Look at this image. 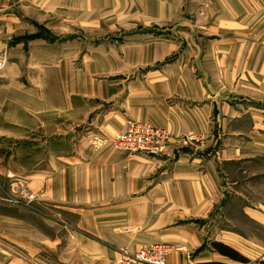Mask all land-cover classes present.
I'll use <instances>...</instances> for the list:
<instances>
[{
    "label": "crops",
    "instance_id": "crops-1",
    "mask_svg": "<svg viewBox=\"0 0 264 264\" xmlns=\"http://www.w3.org/2000/svg\"><path fill=\"white\" fill-rule=\"evenodd\" d=\"M67 5L79 12L66 20L95 19L98 8L96 20L132 21L150 29L135 30L122 45L127 77L101 84L102 90L97 85L83 90L86 109L79 108L78 115L89 125L88 137L75 156L57 157L63 164L59 173L36 176L43 192L33 210L72 228L94 252L104 246L115 261L114 250L134 253L166 244L174 246L168 264H203L209 261L204 253L227 257L211 247L214 242L233 249L235 242L260 243L255 234L223 229L230 225V197L261 195L264 108L232 93L237 62L221 54L237 52L245 23L251 22L254 33L258 26L261 34L254 20H264V0H67ZM87 5L95 7L91 17L80 11ZM179 49L186 56L164 62ZM132 121L173 135L162 155L129 154L101 144ZM230 132L240 136L236 157L227 155L223 140L219 144ZM186 136L195 140L184 145ZM241 149L254 152L242 154ZM6 196L0 181V221L31 229L22 206ZM7 207L16 209L13 216ZM263 209L259 201L243 205L242 212L260 228ZM28 236L15 237L19 251L22 245L26 252L41 245Z\"/></svg>",
    "mask_w": 264,
    "mask_h": 264
},
{
    "label": "rangeland",
    "instance_id": "rangeland-1",
    "mask_svg": "<svg viewBox=\"0 0 264 264\" xmlns=\"http://www.w3.org/2000/svg\"><path fill=\"white\" fill-rule=\"evenodd\" d=\"M94 9L87 5L80 11L91 17ZM78 12L79 8H70L67 0H0V181L4 183L6 198L22 206L23 218L33 226L30 229L13 220L0 221V264H119L118 259L128 252L114 250L117 259L111 260L104 246L101 253L94 252L72 228L68 231L55 218H45L33 210L43 192L36 176L59 173L63 164L57 157L69 153L75 156L88 137L89 125L78 115L79 108L86 109L83 90L96 85L97 90H102L101 84L127 77L130 70L124 67L126 53L122 45L135 30L150 29L132 21L96 20L95 16L101 14L98 8L93 14L95 19L66 20ZM254 22L261 24V34L258 26L254 33L251 22L245 23L246 34H238L237 52L221 55L237 62L231 75L232 93L254 100L247 102L252 107L264 108V20ZM182 56L186 54L179 49L164 62ZM260 97L263 101L256 100ZM86 98L92 100L93 96ZM118 134L112 139L104 138L101 144L118 150L112 144ZM239 137L230 132L219 139V144L222 140L225 143L228 156H237ZM240 152L248 155L254 151ZM235 167L230 164L229 170L234 171ZM23 191H37L39 196L28 203ZM259 201L264 206V181L259 198L230 197L226 213L230 225H223V229L259 237L260 243L235 242V250L248 261L204 253L207 263L264 264V209L260 228H255L242 212L243 205ZM6 210L13 216L16 209ZM216 231L213 230L215 237ZM20 234L27 240L28 235H33L35 244L41 245L34 246L36 251L32 252H26L22 245V252L19 251L15 237ZM45 237L48 240L42 243L40 240Z\"/></svg>",
    "mask_w": 264,
    "mask_h": 264
},
{
    "label": "built area",
    "instance_id": "built-area-1",
    "mask_svg": "<svg viewBox=\"0 0 264 264\" xmlns=\"http://www.w3.org/2000/svg\"><path fill=\"white\" fill-rule=\"evenodd\" d=\"M173 135L165 128L156 127L147 122H129L126 129L112 140L113 146L129 154H145L160 156L171 142ZM194 136H186L182 142L190 145ZM27 202L35 201L39 196L37 191H23ZM173 247L166 244H157L145 247L135 253L124 252L118 259L119 264H167V255Z\"/></svg>",
    "mask_w": 264,
    "mask_h": 264
},
{
    "label": "trees",
    "instance_id": "trees-1",
    "mask_svg": "<svg viewBox=\"0 0 264 264\" xmlns=\"http://www.w3.org/2000/svg\"><path fill=\"white\" fill-rule=\"evenodd\" d=\"M213 247L220 252L221 254L233 259V260H237V261H241V262H247L248 259L243 256L242 254H240L239 252H237L235 249L221 243V242H214L213 243ZM206 264H225V263H220V262H214V263H206Z\"/></svg>",
    "mask_w": 264,
    "mask_h": 264
},
{
    "label": "bare ground",
    "instance_id": "bare-ground-1",
    "mask_svg": "<svg viewBox=\"0 0 264 264\" xmlns=\"http://www.w3.org/2000/svg\"><path fill=\"white\" fill-rule=\"evenodd\" d=\"M3 65V62L0 61V66Z\"/></svg>",
    "mask_w": 264,
    "mask_h": 264
}]
</instances>
